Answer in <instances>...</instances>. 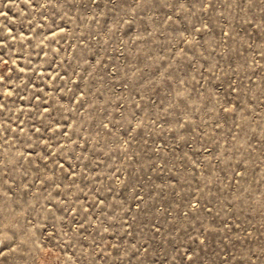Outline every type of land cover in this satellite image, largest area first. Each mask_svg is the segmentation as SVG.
Returning <instances> with one entry per match:
<instances>
[{
    "label": "rangeland",
    "instance_id": "1",
    "mask_svg": "<svg viewBox=\"0 0 264 264\" xmlns=\"http://www.w3.org/2000/svg\"><path fill=\"white\" fill-rule=\"evenodd\" d=\"M0 264H264V0H0Z\"/></svg>",
    "mask_w": 264,
    "mask_h": 264
}]
</instances>
